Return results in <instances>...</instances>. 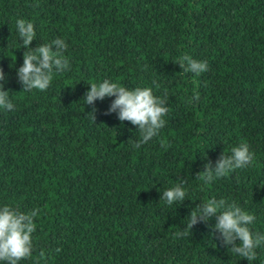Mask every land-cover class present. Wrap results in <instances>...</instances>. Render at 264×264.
<instances>
[{
	"label": "trees",
	"instance_id": "trees-1",
	"mask_svg": "<svg viewBox=\"0 0 264 264\" xmlns=\"http://www.w3.org/2000/svg\"><path fill=\"white\" fill-rule=\"evenodd\" d=\"M19 18L35 26L30 47L68 44L71 67L45 92L17 81ZM185 54L209 70L185 73ZM0 68L15 105L0 110V206L41 210L21 264H248L213 238L214 218L176 233L210 198L236 201L264 232V0H0ZM104 79L169 97L156 138L133 148L137 128L104 114L114 97L95 102L92 121L84 94ZM241 142L251 166L196 178ZM178 178L188 195L168 206L160 197ZM252 264H264V248Z\"/></svg>",
	"mask_w": 264,
	"mask_h": 264
},
{
	"label": "clouds",
	"instance_id": "clouds-1",
	"mask_svg": "<svg viewBox=\"0 0 264 264\" xmlns=\"http://www.w3.org/2000/svg\"><path fill=\"white\" fill-rule=\"evenodd\" d=\"M16 31L21 42L18 49H24L23 63L16 70L17 81L22 86L21 91L45 92L50 88L55 75L68 71L71 67L66 56L68 44L63 38H56L49 43L38 44L35 48L30 47L33 41L37 40V33L34 24L22 18L16 20ZM177 64L185 73L197 77L209 70L207 61H198L187 54L180 57ZM7 83L6 75L0 68V110L13 111L15 105L10 99L12 92L10 89L5 90ZM152 84L159 87L155 80ZM113 97L104 114L115 113L121 126L124 122H129L137 128L139 140L128 141L132 143L133 148L139 149L152 141L166 127L168 123L166 117L171 111L167 95L161 97L154 94L152 87L130 89L109 79L89 85V90L84 94L85 106H91V111L87 114L94 123L98 111L95 102ZM199 99V94L196 93L191 97L190 103L198 102ZM254 158L255 153L250 150V145L241 142L231 148L229 155L222 153L214 165L209 160L203 171L197 173L196 178L205 184L214 183L238 169L251 166ZM186 184V179L178 178L172 187L162 192L160 199L168 206L183 204L188 195ZM40 211L38 207L22 211L18 207L0 206V264H21L22 260L31 258L36 250L33 240L37 224L34 220ZM213 218L215 224L209 226L213 238L227 247L228 252L252 264L257 259V249L264 248V232L253 230L256 216L234 200L210 198L197 204L190 211L186 226L178 231L176 236L191 237L194 226L201 223L209 225ZM39 255L44 256L45 252L40 250Z\"/></svg>",
	"mask_w": 264,
	"mask_h": 264
}]
</instances>
